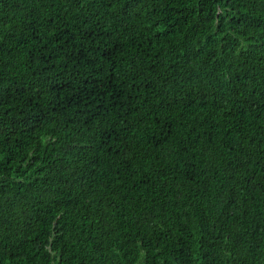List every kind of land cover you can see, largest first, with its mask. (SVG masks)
Masks as SVG:
<instances>
[{
	"label": "trees",
	"instance_id": "16d2710c",
	"mask_svg": "<svg viewBox=\"0 0 264 264\" xmlns=\"http://www.w3.org/2000/svg\"><path fill=\"white\" fill-rule=\"evenodd\" d=\"M0 264H264V0H0Z\"/></svg>",
	"mask_w": 264,
	"mask_h": 264
}]
</instances>
